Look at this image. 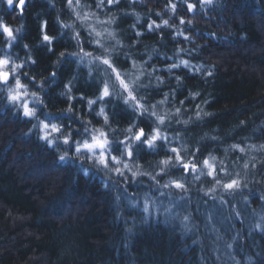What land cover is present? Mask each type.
Instances as JSON below:
<instances>
[{"label": "clouds", "instance_id": "clouds-1", "mask_svg": "<svg viewBox=\"0 0 264 264\" xmlns=\"http://www.w3.org/2000/svg\"><path fill=\"white\" fill-rule=\"evenodd\" d=\"M13 3H0L2 118L16 117L20 133L52 149L58 161H75L85 176L94 173L117 218L139 209L138 223L173 230L177 254L188 264L193 254L194 264H264V108L237 112L223 128L208 126L218 111L209 107L211 93L187 86L185 75L173 71L186 68L205 82L215 77L219 61L194 59L206 43L197 25L214 18L223 0H165L160 8L155 0H48L59 31L42 30L36 45L47 41L52 52V41L65 34L72 43L55 52L47 71L33 67L37 55L32 42L20 39L26 25ZM162 28L177 41L171 51L140 39L146 31L162 37ZM127 30L136 39L129 41ZM66 56L73 58L70 71L55 92L63 103L52 106L49 77ZM157 56L169 62H156ZM81 84L92 91L86 94ZM97 136L102 144L94 142ZM218 212L231 230L215 223Z\"/></svg>", "mask_w": 264, "mask_h": 264}, {"label": "trees", "instance_id": "trees-1", "mask_svg": "<svg viewBox=\"0 0 264 264\" xmlns=\"http://www.w3.org/2000/svg\"><path fill=\"white\" fill-rule=\"evenodd\" d=\"M164 2L155 0V6L160 8ZM17 5L14 3L11 10L21 11L18 19L26 25L20 39L33 43L37 55L33 67L47 71L55 52L72 42L65 34L52 41V52L48 51L47 41L37 46L42 30L50 34L59 31L55 9L48 0H26L21 9ZM152 15L159 19L155 13ZM131 19L124 17L121 26ZM205 19L206 24L197 25V37L206 43L194 59L219 61L215 77L205 82L186 68L173 71L185 75L187 86L211 93L209 107L218 111L208 126L219 124L223 128L237 112L264 108V0H223L214 18ZM41 20L47 23L42 25ZM127 31L129 41L136 39L135 32ZM159 31L162 37L146 31L140 39L171 51L177 41L170 38V30ZM178 39L183 42L182 37ZM142 46L138 44L137 48ZM15 47L23 52L19 41ZM72 59L66 56L57 76L49 77V81H55L46 93L52 106L63 103L55 92L70 71ZM155 61L169 62L158 56ZM92 89L93 85L80 86L86 94ZM184 94L181 91L178 97ZM185 103L195 104L191 99ZM117 115L126 118L119 108ZM2 117L4 113L0 112ZM21 126L16 117L0 119V264H188L183 253L177 254L173 230L151 221L138 223L139 209L129 208L123 218H117L111 194L100 189L94 173L85 176L75 161H58L52 149L33 136H23ZM215 223L222 230H231L232 223L224 219L222 212L217 213ZM235 223L239 225L241 218ZM236 249L239 254V242ZM194 259L193 254V264Z\"/></svg>", "mask_w": 264, "mask_h": 264}, {"label": "snow or ice", "instance_id": "snow-or-ice-1", "mask_svg": "<svg viewBox=\"0 0 264 264\" xmlns=\"http://www.w3.org/2000/svg\"><path fill=\"white\" fill-rule=\"evenodd\" d=\"M23 2H24V0H20V6H21V7H22V5H23ZM4 27H7V26L5 25ZM45 38L47 39V37H45ZM94 142H95V143L102 144V140L100 139L99 136L94 137ZM85 147H91V145H89V144L86 143V144H85ZM205 163H208V161H205ZM186 167L189 168V170H191L192 165H186ZM213 170H215L214 166H213ZM235 183H236L235 181H232L231 183L226 184L225 187H227V188H231ZM177 186H179V184H177Z\"/></svg>", "mask_w": 264, "mask_h": 264}, {"label": "water", "instance_id": "water-1", "mask_svg": "<svg viewBox=\"0 0 264 264\" xmlns=\"http://www.w3.org/2000/svg\"><path fill=\"white\" fill-rule=\"evenodd\" d=\"M25 4H26V0H24L22 7L20 6V2L18 3L17 6H18L19 9H21V8H23V6H24Z\"/></svg>", "mask_w": 264, "mask_h": 264}, {"label": "rangeland", "instance_id": "rangeland-1", "mask_svg": "<svg viewBox=\"0 0 264 264\" xmlns=\"http://www.w3.org/2000/svg\"><path fill=\"white\" fill-rule=\"evenodd\" d=\"M17 2V4L20 2V0H15V3ZM14 4V3H13Z\"/></svg>", "mask_w": 264, "mask_h": 264}]
</instances>
